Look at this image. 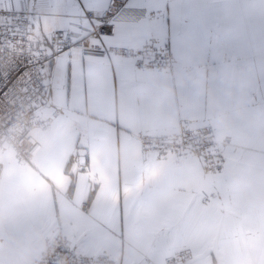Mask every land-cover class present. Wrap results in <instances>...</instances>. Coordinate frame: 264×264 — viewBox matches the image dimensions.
I'll return each mask as SVG.
<instances>
[{"label":"crops","instance_id":"0c3cea01","mask_svg":"<svg viewBox=\"0 0 264 264\" xmlns=\"http://www.w3.org/2000/svg\"><path fill=\"white\" fill-rule=\"evenodd\" d=\"M0 1H27L32 23L53 31L85 22V9L101 14L109 0ZM129 5L160 16L117 23L106 42L138 48L155 35L170 43L172 67L140 69L135 58L77 47L48 64L51 103L42 113L52 120L35 131L43 150L23 163L0 151V209L23 199L9 236L47 243L64 233L81 253L118 264H164L182 250L194 264H264V0ZM221 116L227 130L217 126ZM185 122L233 137L222 172L206 173L197 157H144L136 131L173 132ZM217 219L218 231L206 233Z\"/></svg>","mask_w":264,"mask_h":264},{"label":"built area","instance_id":"2783aa9c","mask_svg":"<svg viewBox=\"0 0 264 264\" xmlns=\"http://www.w3.org/2000/svg\"><path fill=\"white\" fill-rule=\"evenodd\" d=\"M159 16V12L147 7L129 5V0H109L101 14L85 9V22L71 21L67 28L44 31L32 23L27 1L20 7L0 1V151L23 163L43 150L44 144L35 131L48 129L52 120L42 113L51 103L47 67L65 50L77 47L86 56L109 60L135 58L140 69L169 70L174 61L173 51L168 42L160 41L155 35L138 48L106 42L115 36L117 23L151 22ZM135 136L146 159L152 154L176 160L197 157L209 174L224 169L225 150L233 143L232 136L220 135L208 122H185L176 131L159 134L136 131ZM81 208L86 211L87 204ZM37 263L118 264L107 255L81 253L64 233L48 240L47 251L37 257ZM136 264H149V260ZM164 264H194L193 253L182 250L166 257Z\"/></svg>","mask_w":264,"mask_h":264},{"label":"clouds","instance_id":"9594fccd","mask_svg":"<svg viewBox=\"0 0 264 264\" xmlns=\"http://www.w3.org/2000/svg\"><path fill=\"white\" fill-rule=\"evenodd\" d=\"M230 125L229 118L221 116L217 120V126L223 131ZM233 182L240 184L239 177H233ZM23 199H17L12 210L8 207L0 209V264H34V258L43 255L47 251V243L41 238L39 241L21 240L9 236V228L18 222L19 207ZM208 234L215 233L220 228V221L214 220L203 225Z\"/></svg>","mask_w":264,"mask_h":264},{"label":"water","instance_id":"95a60500","mask_svg":"<svg viewBox=\"0 0 264 264\" xmlns=\"http://www.w3.org/2000/svg\"><path fill=\"white\" fill-rule=\"evenodd\" d=\"M78 154H79V161L81 164H85V154H86V150L81 148L79 151H78Z\"/></svg>","mask_w":264,"mask_h":264},{"label":"trees","instance_id":"16d2710c","mask_svg":"<svg viewBox=\"0 0 264 264\" xmlns=\"http://www.w3.org/2000/svg\"><path fill=\"white\" fill-rule=\"evenodd\" d=\"M143 21H146V20H143ZM143 21H140V22H137V23H141V22H143ZM154 21H155V20H154ZM148 22H149V21H148ZM151 22H152V21H151ZM168 43H169V42H168ZM169 44H170V43H169ZM170 46H171V45H170ZM171 49H172V47H171ZM227 150H228V149L225 150V153H226V154H227ZM203 169H204V168H203ZM221 172H222V171H221ZM210 197H211V195H210ZM210 199H211V198H210ZM192 253H193V252H192ZM194 258H195V257H194V253H193V261H194ZM149 264H151V263H149Z\"/></svg>","mask_w":264,"mask_h":264}]
</instances>
